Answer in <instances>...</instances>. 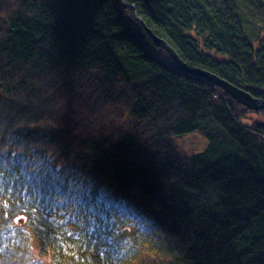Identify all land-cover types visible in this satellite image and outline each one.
Returning <instances> with one entry per match:
<instances>
[{
    "label": "trees",
    "instance_id": "trees-1",
    "mask_svg": "<svg viewBox=\"0 0 264 264\" xmlns=\"http://www.w3.org/2000/svg\"><path fill=\"white\" fill-rule=\"evenodd\" d=\"M13 1L7 16L0 10V84L26 102L10 100L13 114L0 115V207L11 220L31 218L28 228L0 226L2 264L14 259L12 242L21 246L13 264H264V125L246 115L238 126L231 108L240 119L246 108L155 59L153 38L128 31L115 0H48L50 9L35 11L41 24L31 10L47 0ZM136 1L185 63L263 97L258 8L247 0ZM94 63L137 92L147 88L151 102L117 87L99 103L76 101L64 83L79 88ZM57 68L64 73L56 79ZM198 130L209 148L190 170L170 139ZM41 252L50 259L38 260Z\"/></svg>",
    "mask_w": 264,
    "mask_h": 264
},
{
    "label": "bare ground",
    "instance_id": "bare-ground-1",
    "mask_svg": "<svg viewBox=\"0 0 264 264\" xmlns=\"http://www.w3.org/2000/svg\"><path fill=\"white\" fill-rule=\"evenodd\" d=\"M3 1L4 0H0V2H3ZM7 1L11 5L14 4L13 0H7ZM26 1L28 2L29 0H26ZM115 1L118 5V8L120 9L119 11H120L122 17L124 18V21L127 25L128 31L129 30L130 31L135 30V32L138 31L140 33H149V35L153 38L154 42L159 41V42L163 43V45H158L155 42L156 51L155 52L151 51L155 59H159V61L164 65H167V62L170 63L172 66L174 65L175 69L182 74L181 80L187 81V80H190L189 78H191V77L194 79L195 78L199 79V80L207 83V85L210 87L209 90H211L214 94H216L218 96V98H221L224 102H226V104L228 103L227 102L228 100H231V101H234L236 105L238 104L239 106L246 108V110L241 111L239 114L237 113L241 117V119L236 115V111H235L236 108L235 107L231 108V110H234L233 112L231 111V115L233 114L232 119L236 124H238V126L244 125L243 120L246 117V115H247L246 118L249 120V119H252L253 115L257 116L259 113L264 111V110H261L260 112H255V111L250 110L247 106L239 103L232 96L227 94L224 89H222L221 87H219L218 85L213 83V81L211 79H209L206 75L196 76V75H191V74L181 70L179 68L178 64L174 61L175 60L174 54L177 55L180 58V60L183 61L184 64L188 68H190L192 70H198L199 69L200 71L202 69L198 68V67H191L190 65L185 63V61L182 59V57L177 52V50L174 48V46H172V44L166 38H160L153 33L152 29H150L152 27L148 24L147 19L145 17L146 15L143 16L141 14V12L139 10V5H138L136 0H115ZM257 1L258 0H249V3L257 2ZM21 2L24 3L23 1H21ZM31 3H32V0H31ZM35 6H36L35 9L31 10V11L34 13V16L37 18L38 23L41 24L43 21V18H40L39 14H36L35 11L37 9L43 10L44 8H46L48 10L51 8L52 5L47 0V2L46 1L37 2L35 4ZM259 6H262V4ZM259 6H258L259 13H264V10H261V8ZM0 15H1V13H0ZM260 17L262 18L261 14H260ZM247 30H248V28H242V32H246ZM202 39H204L203 36H202ZM21 42L22 41L20 40L19 43L22 44ZM19 43H18V45H19ZM141 43H143V42H141ZM205 45H207V43H205ZM19 46H21V45H19ZM144 46L147 47L146 45H144ZM259 46L260 45H257V47H258L257 50L260 49ZM207 49H210V48H206L205 46H204V48H202V46H200V52L203 54H206L208 56V54L206 53ZM138 51L141 52L140 49ZM147 51L151 54L149 49H147ZM219 58H221V57H219ZM6 62H7V60L4 62L2 67L6 66ZM151 66L153 67V65H151ZM96 68H98L97 64L94 63L89 68L86 69L83 76L78 80L80 83L79 88L76 85V83L70 79L66 83H64V86L68 87L67 92H70L72 94V97L76 101L87 100V99L89 100L90 99L92 101V104L99 103L104 98L105 93H107V91L110 88L117 87V89H119V91L121 92V96L124 98H129V99L131 97L135 98L134 96L136 95V96H139V98L141 100V104H144V103L149 104L151 102L150 97L146 93L147 88H143V89H141L140 92H137L136 89H134L133 87H129L127 85V82L121 77V74H113L112 77H109L108 75H106L103 72V70L101 72H99V71L95 70ZM202 71L209 73L208 74L209 76L219 77L218 75H216L215 73H212L210 71H206V70H202ZM60 73H64V72L62 69L57 68L56 70H54L53 73H50V75H53L54 78L57 79V76L59 77V75H61ZM200 76H202V77H200ZM222 80L228 82L225 79H222ZM228 83H230V82H228ZM230 84H232V83H230ZM261 92L264 93V89H262ZM249 93L251 96H253L251 94V92H249ZM61 101H64V99L60 100V102ZM64 106L65 105L60 107L61 108L60 114H63L64 111H62L63 110L62 107H64ZM96 106H97V104H96ZM237 108H239V107H237ZM238 111H239V109H238ZM131 118H133V116H131ZM142 119H141V121H143ZM256 119H258L264 125V119H261L258 116ZM102 121H103V123H104L103 125L105 127H106L105 124L109 123V122H105L104 120H102ZM147 123H149V122H147ZM262 124H260V125L263 126ZM178 161H181V160L178 159Z\"/></svg>",
    "mask_w": 264,
    "mask_h": 264
},
{
    "label": "rangeland",
    "instance_id": "rangeland-1",
    "mask_svg": "<svg viewBox=\"0 0 264 264\" xmlns=\"http://www.w3.org/2000/svg\"><path fill=\"white\" fill-rule=\"evenodd\" d=\"M5 1V0H4ZM243 1V0H242ZM235 2V0H234ZM16 3V0H15ZM247 3V9L253 8L254 10H256L258 8L259 5L264 4V0H258L257 2H252L251 4L249 3V0L246 1ZM245 5V3H244ZM3 9L6 12V15H8L9 11H10V7H9V2H7L6 4H2L0 3V10ZM264 36V35H261ZM199 41H203V39H199ZM257 44H255L256 46ZM2 67V65H1ZM13 76V73H9L7 74L8 78H11ZM5 76V79L7 81H9V79ZM7 88L2 86L0 84V100H4L3 102H0V115L1 117H7L10 116V114H13L11 111L12 109L10 108L8 102L10 100L15 99L14 101H16L19 104H24L26 102V96H24L22 94V92H20L19 90H12L13 96L12 97H8L5 95V90ZM19 99V101H17ZM22 112H24V109L17 112L18 114H15L16 117L17 115L19 116ZM28 117L25 115L24 117H22V119H27ZM257 116L252 117V119H256ZM14 129L12 130L13 132L16 131V126H12ZM170 144L171 147L173 149V151L175 152V154L178 156V158L187 166L188 169L193 170L196 169L194 167V165L192 164L191 158L195 155H199L202 154L204 152H206L209 148V141L207 140V138L203 135V133L201 131H196L187 135H183V136H178V137H173L170 139ZM199 171L203 170L201 168H198ZM5 219L3 218V214H2V207H0V223H4ZM38 258H40V260L42 261H48L50 259L49 254H44V253H40L38 255ZM2 263V260L0 259V264Z\"/></svg>",
    "mask_w": 264,
    "mask_h": 264
},
{
    "label": "water",
    "instance_id": "water-1",
    "mask_svg": "<svg viewBox=\"0 0 264 264\" xmlns=\"http://www.w3.org/2000/svg\"><path fill=\"white\" fill-rule=\"evenodd\" d=\"M158 45H163L162 42L159 41H155ZM165 47V46H164ZM172 51V50H171ZM174 61L178 64L179 68L191 75H206L209 79H211L213 81V83H215L216 85H218L219 87H221L222 89H224L226 91L227 94H229L230 96H232L236 101H238L239 103L247 106L250 110L255 111V112H260L261 110H264V93H263V97L262 98H255L253 96L250 95V93L246 90H242L240 88H238L235 85H232L224 80H222L221 78L215 76H209L207 72L204 71H200L198 70H192L190 68H188L183 61L180 60V58L174 54ZM202 77V76H200ZM204 78V77H203Z\"/></svg>",
    "mask_w": 264,
    "mask_h": 264
},
{
    "label": "flooded vegetation",
    "instance_id": "flooded-vegetation-1",
    "mask_svg": "<svg viewBox=\"0 0 264 264\" xmlns=\"http://www.w3.org/2000/svg\"><path fill=\"white\" fill-rule=\"evenodd\" d=\"M15 251H16V250H12V251H11V255H14Z\"/></svg>",
    "mask_w": 264,
    "mask_h": 264
}]
</instances>
